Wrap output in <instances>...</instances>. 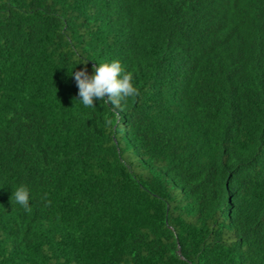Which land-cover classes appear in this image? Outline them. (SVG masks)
<instances>
[{
	"label": "trees",
	"instance_id": "1",
	"mask_svg": "<svg viewBox=\"0 0 264 264\" xmlns=\"http://www.w3.org/2000/svg\"><path fill=\"white\" fill-rule=\"evenodd\" d=\"M0 264H264V0H0Z\"/></svg>",
	"mask_w": 264,
	"mask_h": 264
},
{
	"label": "clouds",
	"instance_id": "2",
	"mask_svg": "<svg viewBox=\"0 0 264 264\" xmlns=\"http://www.w3.org/2000/svg\"><path fill=\"white\" fill-rule=\"evenodd\" d=\"M84 64L85 68L76 71L74 78L79 89L78 100L85 107H95L94 100H99L118 109L128 97L138 95V89L132 82V74L122 68L119 60L98 63L92 75L87 73V62ZM29 201L30 190L27 187L21 185L12 190L11 204L15 202L27 209Z\"/></svg>",
	"mask_w": 264,
	"mask_h": 264
}]
</instances>
